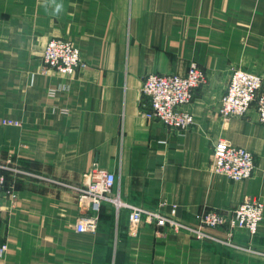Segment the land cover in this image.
Listing matches in <instances>:
<instances>
[{
	"label": "crops",
	"instance_id": "0c3cea01",
	"mask_svg": "<svg viewBox=\"0 0 264 264\" xmlns=\"http://www.w3.org/2000/svg\"><path fill=\"white\" fill-rule=\"evenodd\" d=\"M52 39L71 40L87 62L72 76L45 68ZM192 62L208 85L186 108L196 125L183 135L144 118L149 74L185 75ZM264 78V0H0V264H264L143 223L105 205L97 231L78 233V190L94 167L113 173V196L196 225L207 210L264 203V127L255 109L224 122L219 107L232 72ZM13 120L19 125H5ZM225 139L255 156V172L235 183L211 171ZM226 237L225 228L212 230ZM239 245L264 253V221Z\"/></svg>",
	"mask_w": 264,
	"mask_h": 264
},
{
	"label": "built area",
	"instance_id": "2783aa9c",
	"mask_svg": "<svg viewBox=\"0 0 264 264\" xmlns=\"http://www.w3.org/2000/svg\"><path fill=\"white\" fill-rule=\"evenodd\" d=\"M43 58L50 69H53L54 72L57 70L64 75H74L79 69L86 67L80 56V51L71 41H49L43 51ZM205 83V75L199 69L198 64L195 63L190 65L184 76L148 75L144 80L142 94L149 98L150 105L144 111L143 116L149 121L159 122L168 130L181 135L191 131L195 125V118L186 108L193 102L196 90L201 86H205ZM231 83L229 94L235 84H251L252 89L243 96V103L238 100L234 101L235 94H238V91L232 93L231 97H228L229 95L227 97L226 95L223 96L220 107L221 115L224 117L226 114L224 108L226 104L228 106H239L242 111H246L250 102L253 101V104L257 103L259 120L264 124V93L257 95L261 86L260 78L240 72L234 78V82ZM4 124L19 125L18 122L12 120H6ZM213 157L212 171L217 175L231 179L235 183L249 180L255 172L253 155L227 141L219 140L216 143ZM3 170L4 168L0 166V194L6 185ZM115 185L116 176L113 173L97 167L90 170L89 184H85L79 189V208L83 212H87L86 214L89 213V215L77 220L76 232L95 233L98 221L95 213L99 212L104 204H110L118 211L122 209L129 211L132 234H137L140 226L145 222L154 225L158 230H167L175 234L186 233L198 240L240 249L243 247L235 242L232 232L236 230L245 231L253 238L259 233L260 225L264 221L263 202L261 200H247L234 210H207L202 213L198 224L191 225L177 218L175 208L167 215L137 206L126 205L119 197L114 198ZM2 212L3 205L0 199V215ZM220 228H225L227 231L228 236L226 239L212 234V230ZM6 250V246L0 247V256Z\"/></svg>",
	"mask_w": 264,
	"mask_h": 264
},
{
	"label": "rangeland",
	"instance_id": "374dc122",
	"mask_svg": "<svg viewBox=\"0 0 264 264\" xmlns=\"http://www.w3.org/2000/svg\"><path fill=\"white\" fill-rule=\"evenodd\" d=\"M52 40H64V41H71V40H68V39H52ZM52 40H50V41H52ZM71 43L80 51V49L71 41ZM48 44V43H47ZM44 51V50H43ZM80 56H81V58H82V60H83V62L87 65V62L83 59V57H82V54H81V51H80ZM41 60H42V63L44 64V66H45V68L46 69H48L49 71H51V72H53V73H56V74H59V75H62V76H72V75H64V74H62V73H60V72H58L57 70H55V72H54V70L53 69H50V66L49 65H47L46 63H45V59L43 58V53H42V57H41ZM193 63H195V64H198V63H196V62H192L191 64H193ZM199 66V65H198ZM199 69L201 70V72L205 75V79H206V83H205V87L208 85V82H209V79H208V76H207V74H206V72L199 66ZM80 70V69H79ZM188 71V70H187ZM240 72H243L244 74H248V75H250V76H253V77H258V78H260V80H261V86L259 87L260 89L258 90V92H257V95L259 94V95H261V94H263L264 93V78L263 77H261V76H259L258 74H254L252 71H248V70H243V69H236V70H234L233 72H232V74H231V76H230V80H229V84H228V87H227V89H226V91H225V93H224V95L223 96H225L226 95V97L228 96V97H231L232 96V93H234L235 91H238V94H235V97H234V101H236V100H238L239 102H241V103H243V96L246 94V93H248V92H250V90L252 89V86H251V84H247V85H238V84H235L234 86H233V88H232V90H231V92H230V94H229V91H230V89H231V86H232V83L231 82H234V78L238 75V73H240ZM187 73V72H186ZM152 74H154V73H152ZM149 75H151V74H149ZM155 75H160V74H155ZM186 75V74H185ZM148 76V75H147ZM146 76V77H147ZM160 76H173V75H160ZM180 76H184V75H180ZM145 77V78H146ZM145 80V79H144ZM143 85H144V82H143ZM143 87V86H142ZM204 87V86H203ZM200 88H202V86L200 87ZM199 89V88H198ZM253 95V94H252ZM223 96H222V98H223ZM148 98V97H147ZM222 98H221V100H222ZM252 102V103H251ZM250 102V104H249V106H248V108H247V112L246 111H242L240 108H239V106H236V105H231V106H228V104H226V106L224 107L225 109H226V114H225V116L223 117L222 115H221V113H220V107H221V101H220V107H219V115L222 117V119H223V121L224 122H228L229 120H231V119H234V118H240V119H242V118H247L248 117V115L250 114V111L252 110V109H255L256 110V113H257V121H258V124H260L261 126H263L264 127V124H262L261 122H260V120H259V114H258V111H257V108H256V106H257V103H254L253 104V101H251ZM193 103V102H192ZM191 103V104H192ZM190 104V105H191ZM253 104V105H252ZM251 105V106H250ZM243 107H245V106H243ZM145 118V117H144ZM195 118V117H194ZM13 121V120H12ZM195 125H196V122H195ZM195 125H194V127H195ZM193 127V128H194ZM190 132V131H189ZM219 140H221V141H226L225 139H219ZM219 140H217L216 142H215V144H214V146L216 145V143L219 141ZM227 142H229V141H227ZM229 143H231V142H229ZM232 144V143H231ZM232 145H234V144H232ZM234 146H236V147H239V148H243V149H245L246 151H248V152H250L252 155H253V157H254V162H255V156H254V154L251 152V151H249L248 149H246V148H244V147H241V146H237V145H234ZM213 156H214V151H213ZM214 158V157H213ZM0 166L2 167V168H4V170H3V173H4V175H5V177H6V171L5 170H7V168H9L10 167V169H13L11 166H7V167H4V166H2L1 164H0ZM212 167H213V160H212V164H211V171H212ZM255 168H256V162H255ZM212 173L213 174H215L214 173V171H212ZM216 176H220V175H217V174H215ZM88 176H89V178H90V172L88 173ZM221 177H224V178H226V179H229V178H227V177H225V176H221ZM229 180H231V179H229ZM232 181V180H231ZM6 182H7V177H6ZM234 182V181H233ZM87 184H89V181L86 183V185ZM6 186V185H5ZM83 187V186H82ZM81 187V188H82ZM5 189V188H4ZM3 189V190H4ZM116 197H119L120 198V196H115L114 198H116ZM1 199V198H0ZM121 199V198H120ZM256 200H261V199H256ZM121 201L122 202H124L122 199H121ZM262 201V200H261ZM263 202V201H262ZM79 203H80V190H78V205H79ZM126 205H131V206H136V205H132V204H128V203H126V202H124ZM242 204V203H241ZM240 204V205H241ZM264 204V203H263ZM3 205V204H2ZM105 205V204H104ZM107 205H110V204H107ZM116 205H118V204H116ZM240 205H238V206H240ZM237 206V207H238ZM137 207H140V206H137ZM236 207V208H237ZM117 208L119 209V207L117 206ZM141 208H143V207H141ZM236 208H234V209H236ZM3 209H4V207H3ZM144 209H146V208H144ZM174 209V208H173ZM176 209V208H175ZM234 209H232V210H234ZM147 210H150V209H147ZM150 211H153V210H150ZM156 212V211H155ZM172 212V210L170 211V213ZM3 213V212H2ZM162 213V212H161ZM170 213H164V214H167V215H169ZM2 215V214H1ZM0 215V216H1ZM152 225V224H151ZM229 233V232H228ZM213 234V233H212ZM213 235H215V234H213ZM232 235L234 236V231L232 232ZM215 236H217V235H215ZM228 236V235H227ZM226 236V237H227ZM250 236V235H249ZM226 237H223L224 239H226ZM251 237V236H250ZM219 238H222V237H219ZM198 240V239H197ZM199 241H202V240H199ZM215 244H217V243H215ZM218 245H220V244H218ZM250 245L251 244H249V245H241L243 248H240V249H233L232 247H225V248H230V249H233V251H237V252H245V253H247V254H252V255H257V254H260V255H262V256H264V253H261V252H258V251H254L253 249H252V247H250ZM220 246H222V245H220ZM252 246V245H251ZM223 247V246H222ZM257 253V254H256Z\"/></svg>",
	"mask_w": 264,
	"mask_h": 264
},
{
	"label": "trees",
	"instance_id": "16d2710c",
	"mask_svg": "<svg viewBox=\"0 0 264 264\" xmlns=\"http://www.w3.org/2000/svg\"><path fill=\"white\" fill-rule=\"evenodd\" d=\"M105 205H107V204H105ZM105 205H103V206H105ZM103 206H102V208H103Z\"/></svg>",
	"mask_w": 264,
	"mask_h": 264
}]
</instances>
